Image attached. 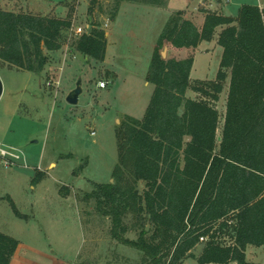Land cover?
I'll list each match as a JSON object with an SVG mask.
<instances>
[{
	"label": "trees",
	"instance_id": "obj_1",
	"mask_svg": "<svg viewBox=\"0 0 264 264\" xmlns=\"http://www.w3.org/2000/svg\"><path fill=\"white\" fill-rule=\"evenodd\" d=\"M111 1V20L123 2L169 3ZM203 11L201 28L182 11L171 13L148 68L147 81L155 89L146 114L125 116L117 128L114 181L94 183L88 193L110 217L111 236L138 249L141 264H182L189 257L200 264H264L249 261L246 253L250 245L264 246V8L244 4L237 17ZM72 26L69 18L0 8V60L41 73L49 63L45 50H60ZM220 26L225 27L218 36L223 54L217 78L192 86L194 56L164 57L162 49H195L212 41ZM107 43L106 30L93 19L70 46L104 61ZM228 70L219 136L221 116L213 102L220 99ZM189 88L202 96L187 97ZM43 178L45 173L37 171L33 184ZM12 207L21 216L14 202ZM131 229L139 232L137 239L126 236ZM18 246V239L0 231V264H10Z\"/></svg>",
	"mask_w": 264,
	"mask_h": 264
},
{
	"label": "rangeland",
	"instance_id": "obj_2",
	"mask_svg": "<svg viewBox=\"0 0 264 264\" xmlns=\"http://www.w3.org/2000/svg\"><path fill=\"white\" fill-rule=\"evenodd\" d=\"M203 1L175 0L171 8L202 26L204 16L199 12ZM111 7V0H0L1 9L64 18L76 15V26L64 36L66 60L58 58V51L45 50L49 63L41 73L0 60L4 85L0 146L23 149L28 163L0 165V231L33 252L25 264H141L138 249L111 236L110 217L102 214L88 193L94 190V183L114 181L113 171L119 160L117 128L125 116L142 119L146 114L155 89L154 84H146L151 60L146 58L147 46L161 21L150 24V15L142 20L139 30L147 37L141 52L134 53L141 59L127 60L123 54L114 59L112 50L108 61L75 55L70 46L80 36L75 27L89 31L94 19L108 29ZM129 20L132 26L138 21ZM220 32L219 28L212 41L195 49L169 50L168 45L162 49L168 48L166 57H196L190 76L192 86L199 80H216L223 54L218 44ZM228 73L220 99L213 102L221 116L219 136L229 92L230 70ZM100 81L107 83L106 88L99 86ZM79 85V102L70 104L67 96ZM186 96L196 99L202 95L189 88ZM183 111L181 107L180 113ZM37 171H43L45 178L33 184ZM12 202L21 216L14 212ZM134 220L130 216L128 223L132 226ZM138 235L135 229L126 234L131 239ZM203 246L199 244L194 253L199 255ZM246 253L249 261H264V246L250 245ZM182 264L200 263L189 257Z\"/></svg>",
	"mask_w": 264,
	"mask_h": 264
},
{
	"label": "crops",
	"instance_id": "obj_3",
	"mask_svg": "<svg viewBox=\"0 0 264 264\" xmlns=\"http://www.w3.org/2000/svg\"><path fill=\"white\" fill-rule=\"evenodd\" d=\"M174 1L175 0H169L168 5L164 7L146 5V4L140 5L136 3L133 4V2H123L116 18L114 20L109 19L110 23L106 24L108 25V29H106V36H107L108 43H107L105 61H108L107 59L109 58L110 50H112L113 52L114 59L116 58L117 54L118 55L123 54V56L127 60H130L133 58L135 59L143 58V57H140L139 55L135 57L134 53L137 54L141 52V48L144 47V39L147 37V34L142 35L144 32H141V30L139 29H140V25L142 24V20L146 19V15H150L152 17V18L150 17L151 18L150 24H152V22H154V20H157V19L161 21L160 26L157 27L156 35L154 36V38H151V43L147 46L148 56L146 58L151 59L161 31L163 30L166 22L168 21L171 13L173 11H176V10H172L171 8L172 4H174ZM244 4L258 5L259 7L264 8V0H205L200 4L201 10L199 13L203 14L204 20H205L206 13L203 10L217 12L220 14H224L226 16L237 17L240 7ZM140 6H144V7H140ZM60 17H63V16H60ZM75 17H76L75 14L71 17H68V16L66 17L72 20L73 26H76L74 24ZM89 18L91 21L92 17H89ZM129 18L133 20L138 19V21H136L133 26L128 25V22L130 21ZM202 26H198V27L201 28ZM78 27H81V26H78ZM76 28L77 27H75V29ZM219 28L222 31L223 27L220 26L217 28V30ZM207 42L209 41H203L202 44L207 43ZM112 45L113 47L111 49ZM64 48L65 47L63 46L60 50H58V58L60 57L62 61L66 60V56L68 55L67 52H65ZM50 52H53V51H50ZM78 53L80 52H78L77 50H74L75 55ZM173 57H176V56L174 55ZM195 62H196V57H195ZM195 62H194V66H193L191 74H193V71L195 70ZM146 73H148V71ZM149 83L150 82L146 81V84H149ZM31 254H33V252L29 250L27 247H24L23 243L20 241L19 246L16 250V253L10 264H25L27 261V258Z\"/></svg>",
	"mask_w": 264,
	"mask_h": 264
},
{
	"label": "built area",
	"instance_id": "obj_4",
	"mask_svg": "<svg viewBox=\"0 0 264 264\" xmlns=\"http://www.w3.org/2000/svg\"><path fill=\"white\" fill-rule=\"evenodd\" d=\"M77 34L81 35L86 31L83 30V27H77L75 29ZM105 81H100L99 86L104 88L106 87ZM24 164L27 165L26 154L23 149L11 146V145H1L0 146V165L4 167H14L16 165ZM206 238L202 237L201 241H205Z\"/></svg>",
	"mask_w": 264,
	"mask_h": 264
},
{
	"label": "water",
	"instance_id": "obj_5",
	"mask_svg": "<svg viewBox=\"0 0 264 264\" xmlns=\"http://www.w3.org/2000/svg\"><path fill=\"white\" fill-rule=\"evenodd\" d=\"M168 51V48L162 50V55L164 57H166V52ZM3 91H4V85H3V82L2 80L0 79V99L3 95ZM82 93V88L81 86L79 85L77 88H75L74 90H72L69 95L67 96V101L70 103V104H78L79 102V97H80V94ZM149 225L147 226V229H149Z\"/></svg>",
	"mask_w": 264,
	"mask_h": 264
}]
</instances>
